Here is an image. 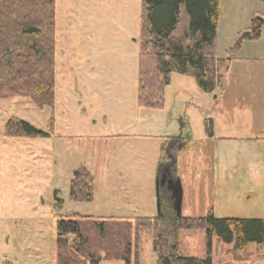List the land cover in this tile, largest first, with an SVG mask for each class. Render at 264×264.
Instances as JSON below:
<instances>
[{"label": "rangeland", "instance_id": "1", "mask_svg": "<svg viewBox=\"0 0 264 264\" xmlns=\"http://www.w3.org/2000/svg\"><path fill=\"white\" fill-rule=\"evenodd\" d=\"M56 2L54 106L39 107L31 97L0 98V264H55L56 216L72 212L88 218L162 217L156 235L159 253L153 248L154 233L143 230L140 264H163L162 251L173 242L184 254L204 257L205 231L179 229L163 185L158 206L162 163L154 164L157 138L117 141L106 136L137 132L182 139L183 146L169 152L177 160L183 188L181 215L203 216L211 208L218 217L256 215L264 205L262 146L251 143L239 155L231 154L230 143L207 138L204 120H216L219 136L228 132L229 122L253 123L256 115L264 119V88L235 84V77L253 74L247 77L253 79L264 72V25L259 38H240L254 16L264 19V2L222 0L216 55L230 57L222 83L215 93H204L192 75L173 71L162 109L138 104L141 0ZM240 40V48L228 53ZM11 117L44 131L53 117L55 129L45 137H7ZM81 164L94 175V199L89 202L70 198L74 169ZM229 167L248 170L237 189L226 175ZM56 197L64 200L61 208ZM100 264L126 262L103 259Z\"/></svg>", "mask_w": 264, "mask_h": 264}, {"label": "trees", "instance_id": "2", "mask_svg": "<svg viewBox=\"0 0 264 264\" xmlns=\"http://www.w3.org/2000/svg\"><path fill=\"white\" fill-rule=\"evenodd\" d=\"M221 2L141 0L140 107H164L165 89L171 83L173 71L192 75L202 92L215 93L230 61L228 56L216 55ZM56 5V0H0V98L31 97L39 107L54 106ZM263 25L264 19L254 16L248 31L240 38H259ZM241 42L228 53L239 49ZM54 122L51 117L44 131L11 117L4 135L50 136L55 129ZM204 125L206 133L214 136V119L206 118ZM165 147L161 163L167 159ZM70 198L84 202L94 199V175L87 165L74 169ZM63 205L64 200L56 197V207ZM56 217V264H100L103 259H123L126 264H132L134 251L135 263L140 264L143 230L154 233L153 248L159 253L156 235L160 232V216H138L129 220L88 218L72 212ZM178 227L204 230L206 253L204 257L187 255L173 242L162 253L174 264H218L225 260L264 258L262 217H218L211 208L203 216H180Z\"/></svg>", "mask_w": 264, "mask_h": 264}, {"label": "crops", "instance_id": "3", "mask_svg": "<svg viewBox=\"0 0 264 264\" xmlns=\"http://www.w3.org/2000/svg\"><path fill=\"white\" fill-rule=\"evenodd\" d=\"M261 59L264 60V57H262ZM252 75L253 74H249V75L247 74V77H250ZM247 77H245V79H243L242 76L235 77L236 78L235 84L237 86H245L246 88L251 87L252 85L255 84V85H257L256 88L258 90H260L261 88H264V72L255 74L253 76V79H250ZM251 80H254V82H252ZM227 127H228L227 128L228 132L225 133V135H219L218 136V131H217L218 125L216 123V120H214V136L210 137L206 133V130H205V135L211 141H214V139L219 138V139H221V141H223V143H230L232 146L228 150V152H230L231 154L239 155L240 150L246 151L248 149L249 144L257 143V144H260L262 146L263 151L261 152V154L264 155V119L261 118L260 120H258V116L256 115V120L253 123H248V124H246V123L238 124L237 123L236 125H233L231 122H229ZM143 135H145V134H140L137 132L136 133L135 132H127V133L116 132L113 134H108V136H106V137L111 136V137H113L114 140H117V141L118 140L122 141L123 139H124L123 141H127L128 139H133L136 136L147 137V135H149V137H156L157 138L156 140L158 142L156 144L157 145L156 149L154 147V150H155L154 152L156 153V156H157L156 157L157 162L154 164L156 165L158 162H159V164L161 163L160 160H161L162 150H163V147L165 145L166 146L165 152H166L167 159L165 162H163L160 165V167H161L160 171L162 172L164 170H167V168H169L171 174L173 176L177 177L178 174L174 170L175 166L177 165V163H176L177 160L175 161L173 159L172 154H170L169 152L174 153V152H176L177 149H180L183 146L181 144L182 139H178L177 137L173 138V139H170L169 137L165 138V134H146V136H143ZM128 146H130V144L127 145L126 148H129ZM226 169H225V172L227 171L226 175L229 176V182L235 183V185H236L235 189H237L238 188L237 184L241 183L243 175L245 176L246 174H248V170L247 169H238L235 167H229ZM118 171L120 173H123L122 168H121V170H118ZM213 174H214L213 190H217L218 185L216 183V176H218V173L214 170ZM259 174L261 176H264V168L260 169ZM231 190H233V188H230V191ZM229 196H231V195L229 194ZM257 210H258V213H256V215H248V216L264 218V205H261V207H258ZM245 216H247V215H245ZM55 264H56V262H55ZM218 264H264V258L256 259L253 261H250V260H225V261L219 262Z\"/></svg>", "mask_w": 264, "mask_h": 264}, {"label": "water", "instance_id": "4", "mask_svg": "<svg viewBox=\"0 0 264 264\" xmlns=\"http://www.w3.org/2000/svg\"><path fill=\"white\" fill-rule=\"evenodd\" d=\"M163 185L168 189V195L171 196L172 207L176 212L177 217L179 218L182 213V200H183V188L182 183L178 177H175L171 174L169 168L162 171L159 174L157 180V197H158V206L161 207L160 203V186ZM163 264H174L171 258L168 255L164 256Z\"/></svg>", "mask_w": 264, "mask_h": 264}, {"label": "flooded vegetation", "instance_id": "5", "mask_svg": "<svg viewBox=\"0 0 264 264\" xmlns=\"http://www.w3.org/2000/svg\"><path fill=\"white\" fill-rule=\"evenodd\" d=\"M165 188H166V187H165ZM166 190L168 191L167 188H166ZM168 192H169V191H168ZM168 199H169V202H172V201H171V196H170V195L168 196ZM161 216H162V215H161Z\"/></svg>", "mask_w": 264, "mask_h": 264}]
</instances>
